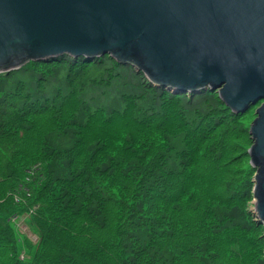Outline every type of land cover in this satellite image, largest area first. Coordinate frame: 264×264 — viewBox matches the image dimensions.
Listing matches in <instances>:
<instances>
[{"label":"trees","instance_id":"obj_1","mask_svg":"<svg viewBox=\"0 0 264 264\" xmlns=\"http://www.w3.org/2000/svg\"><path fill=\"white\" fill-rule=\"evenodd\" d=\"M72 61L0 75V214L40 213L36 243L0 220V264H264L240 117L111 58Z\"/></svg>","mask_w":264,"mask_h":264},{"label":"water","instance_id":"obj_2","mask_svg":"<svg viewBox=\"0 0 264 264\" xmlns=\"http://www.w3.org/2000/svg\"><path fill=\"white\" fill-rule=\"evenodd\" d=\"M111 54L175 92L216 91L234 113L264 100V0H0V73ZM250 128L264 222V104ZM256 216V217H258Z\"/></svg>","mask_w":264,"mask_h":264},{"label":"bare ground","instance_id":"obj_3","mask_svg":"<svg viewBox=\"0 0 264 264\" xmlns=\"http://www.w3.org/2000/svg\"><path fill=\"white\" fill-rule=\"evenodd\" d=\"M62 57H70L72 58L74 61H72L71 63L69 64H73V63H76L78 62V60H81L82 62L81 63H89V64H94L96 63V60L98 59H106V58H111L116 64L120 65V66H123L125 68H131V71L136 75V77H139L140 80L144 83H146L147 85H149L150 87L152 88H159V89H164L162 91H165L166 93L168 92V94H171L173 96H182L183 98H187V99H193L195 98L197 95H201V94H204V93H212L214 94L213 96H218L219 98V101L220 103L224 104L225 107L230 110V112L232 114H234L235 116H238V117H241L243 116L246 112H240V113H234L231 108H229L223 101L222 99L220 98V93L219 91L223 88V87H220L218 88L216 91H212L211 89L210 90H203V92H199V93H194L191 92V91H185V92H179V93H176L175 92V89H176V86H172V87H158L156 86L154 83H152L147 74L144 73V71H142L140 68H136L135 66H133L132 64L130 63H120L118 60H116L115 58H113V56H111V54H107L105 56H102V57H95L93 61H87L85 60L86 59V56H80L79 58H73L71 57L70 55H64V56H61V57H58V58H55V59H52V60H48V61H33V62H49V61H54V60H57L59 58H62ZM33 62H29L28 64L30 63H33ZM28 64H26L25 66H27ZM23 66V67H25ZM22 67V68H23ZM8 72H4V73H0L1 74H7ZM261 101V100H260ZM258 104V103H257ZM264 103H262L258 108L257 110L263 105ZM256 110V118L254 121L257 120V118L259 117L258 115V111ZM233 116V115H232ZM254 123V122H253ZM252 123V124H253ZM252 126V125H251ZM251 128V127H250ZM249 134H250V129H249ZM250 137H251V134H250ZM252 139V138H251ZM254 139H252V143H251V146L249 147V150L253 147L254 145ZM248 150V151H249ZM249 154V153H248ZM167 156H164L162 157V160L163 161H166L167 160ZM251 162V161H250ZM251 165V164H250ZM39 168H40V165L39 164H36L34 166H32L29 170H28V173L25 175V177L23 178L22 182L20 183V186H19V189L15 192H13L14 194V198L16 200V202H14L16 205H25V197L28 196L31 197L32 195V188H31V185H33L34 181L36 180V177H37V174L39 173ZM255 188H256V185L254 184L253 186V190H252V199L251 201L253 202V204L256 205L257 203V199L255 197ZM213 190L212 189H209V190H206L204 191V193L206 192H212ZM21 193H24L25 194V197L21 195ZM6 208V207H4ZM37 206H33L31 208V210H29L27 213L25 214H10L9 211H4L0 214V220L1 221H6L8 220L9 223H11L12 225H14L17 229V231L22 234V236H26L30 239L33 240L34 243L37 242V238H34V237H31L30 234H33L34 235V232H33V228L36 230V224H38V221L40 219V213H39V210H37ZM256 208L254 205H253V209ZM259 214L257 213L256 216H258ZM260 217H256L254 218V220L258 223V224H261L263 227H264V222L263 223H260V221L257 219ZM203 225H207L205 222L203 223ZM33 227V228H32Z\"/></svg>","mask_w":264,"mask_h":264},{"label":"rangeland","instance_id":"obj_4","mask_svg":"<svg viewBox=\"0 0 264 264\" xmlns=\"http://www.w3.org/2000/svg\"><path fill=\"white\" fill-rule=\"evenodd\" d=\"M262 103H264V100L259 101L258 104L252 105L247 110V112L243 116L240 117V120L244 124V127H247L248 129H250L252 123L254 122V120L256 118V110ZM251 141H252V139H251ZM248 158H249V162H250L251 161V157H250L249 154H248ZM250 164H251V162H250ZM251 167H252V165H251ZM253 172L255 173V176H256V174H257L256 172L257 171L254 168H253ZM255 176H254V178H255ZM254 184H255V180H254ZM253 205L255 206V204H253V202L251 201L248 204V210L252 214V217L256 218V215L254 214L256 211H255V208L253 209ZM30 236L36 238L35 235H33V234H30Z\"/></svg>","mask_w":264,"mask_h":264}]
</instances>
